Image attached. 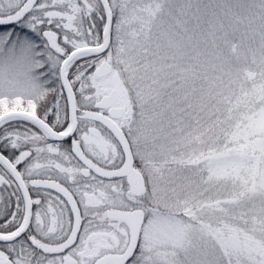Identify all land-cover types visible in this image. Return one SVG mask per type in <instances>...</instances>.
I'll return each mask as SVG.
<instances>
[{
  "label": "snow or ice",
  "instance_id": "obj_1",
  "mask_svg": "<svg viewBox=\"0 0 264 264\" xmlns=\"http://www.w3.org/2000/svg\"><path fill=\"white\" fill-rule=\"evenodd\" d=\"M0 264H264V0H0Z\"/></svg>",
  "mask_w": 264,
  "mask_h": 264
}]
</instances>
